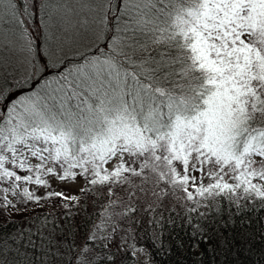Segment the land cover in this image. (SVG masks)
<instances>
[{"label": "snow or ice", "instance_id": "1", "mask_svg": "<svg viewBox=\"0 0 264 264\" xmlns=\"http://www.w3.org/2000/svg\"><path fill=\"white\" fill-rule=\"evenodd\" d=\"M259 212L264 0H0V264H148L178 219L217 264Z\"/></svg>", "mask_w": 264, "mask_h": 264}, {"label": "trees", "instance_id": "2", "mask_svg": "<svg viewBox=\"0 0 264 264\" xmlns=\"http://www.w3.org/2000/svg\"><path fill=\"white\" fill-rule=\"evenodd\" d=\"M37 26L36 20L33 18V24ZM37 29L33 30L36 32ZM66 61L68 62V66L71 67V62L73 60V56L71 54H66ZM179 211V209H178ZM195 215V214H193ZM210 216H213V221L216 223L217 227L224 224V221L228 218L227 211L221 215H213L211 212ZM251 218L255 223H253L250 227L255 234V239L253 240V245L251 251H248L247 248H240L239 251L236 248H233L231 252L226 254H220L217 257V264H264V240L261 239L260 233L261 229L264 228V212L259 213H250ZM7 217L0 216V223H3ZM11 219L19 221L21 217H11ZM11 227H15L10 225ZM224 236L228 237L229 240L234 238V233H238L239 229H231L229 227H225L221 229ZM190 232V228L186 223H183L178 219L175 226L170 224L165 226V234L162 236L163 248L160 247V242H157L155 246L153 245V241L144 233L141 232L139 234L138 243L143 245L148 249V251L152 254L153 259L148 261V264H191V261L195 259L193 255H191L188 251L190 247L191 240L188 235ZM171 233V235H168ZM183 242L184 247H178V244ZM237 247H239V241H236ZM205 247H207L205 245ZM171 249V250H169ZM212 253H206V259L210 258ZM145 257V256H144ZM148 258L145 257L144 261ZM143 261L142 259H140Z\"/></svg>", "mask_w": 264, "mask_h": 264}, {"label": "rangeland", "instance_id": "3", "mask_svg": "<svg viewBox=\"0 0 264 264\" xmlns=\"http://www.w3.org/2000/svg\"><path fill=\"white\" fill-rule=\"evenodd\" d=\"M34 19L37 22V26L31 25L32 31L35 30V29H37L39 27V24H40V20H39V17L38 16L34 17ZM88 42L89 41L87 39H84L82 41V44L80 46H78V48L66 49L65 50L66 51V54H71L73 57H74V55H77L78 56L80 53H83V52H85L87 50L83 45H86ZM53 183H54V187L58 191L59 190H64L68 194H76L78 192L79 185H70V184L60 185V184H57L56 182H53ZM41 191H43V189H41ZM144 258L145 257L143 255L140 257V259H142L143 261H144Z\"/></svg>", "mask_w": 264, "mask_h": 264}]
</instances>
